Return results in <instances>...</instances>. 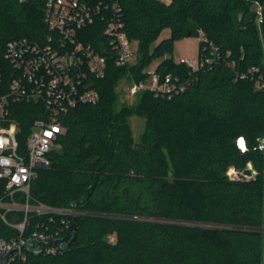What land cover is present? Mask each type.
Returning <instances> with one entry per match:
<instances>
[{
	"label": "trees",
	"instance_id": "1",
	"mask_svg": "<svg viewBox=\"0 0 264 264\" xmlns=\"http://www.w3.org/2000/svg\"><path fill=\"white\" fill-rule=\"evenodd\" d=\"M45 1L0 0V59L9 39L45 32ZM109 1L121 7L138 60L129 68L111 64L97 81L101 99L63 117L65 131L50 152L51 165L31 185L32 203L88 213L71 218L76 238L68 249L46 254L24 248L23 264H264V152L255 149L264 136V89L239 76L252 66L264 72V0ZM256 2L263 7L261 22ZM96 27L90 40L101 32ZM165 29L170 36L152 48ZM200 30L207 41L200 40L198 56L211 53L210 42L220 56L194 71L174 58L175 41L188 32L198 37ZM156 58L162 59L156 67L161 79L179 77L186 90L167 98L146 89L137 105L116 109L117 83L129 73L145 79L143 69ZM33 106H17L25 129L37 116ZM131 115L147 120L139 142L131 136ZM239 136L248 140L246 151L236 144ZM248 161L260 170L256 179L227 175L230 166L243 168ZM7 217L21 220L23 214ZM54 218L30 213L24 236L43 223L60 225L61 216ZM17 235L0 216V238Z\"/></svg>",
	"mask_w": 264,
	"mask_h": 264
},
{
	"label": "built area",
	"instance_id": "2",
	"mask_svg": "<svg viewBox=\"0 0 264 264\" xmlns=\"http://www.w3.org/2000/svg\"><path fill=\"white\" fill-rule=\"evenodd\" d=\"M25 2L27 0H19ZM261 22L263 7L254 5ZM121 7L109 0H46L44 5L45 32L32 38L14 37L7 41L0 59V182L4 181V196L0 197V216L9 225L19 230V235L0 238V254L15 251L8 264H23L27 256L25 245L30 241L44 242L63 238L61 231L70 229L72 217L88 212L78 207H58L43 202L32 203L31 185L39 171L51 165L50 152L57 146L65 131L63 117L81 104L97 103L101 92L97 81L103 79L111 64L131 67L138 60L135 40L129 37L120 15ZM94 26L101 32L90 40ZM96 27L95 30L98 28ZM198 38L207 41L203 30ZM211 53L202 57L181 58L192 70L211 67L220 56L219 48L210 42ZM235 66V61L231 62ZM148 76L136 80L129 73V90L132 95L151 89L157 95L172 98L186 90L179 77L160 75L147 67L142 71ZM253 80L257 89H264V72L252 66L239 75ZM32 104L34 117L28 129L21 125L17 106ZM243 139L244 148L239 141ZM237 146L248 149L245 136L236 139ZM255 149L264 152V136L257 139ZM227 175L237 180H253L260 170L252 161L238 168L234 165ZM21 212L23 218L8 219V214ZM61 216V224L32 230L24 236L29 224V214ZM69 231V230H68ZM114 241L115 236L110 235ZM63 250L49 245L46 254Z\"/></svg>",
	"mask_w": 264,
	"mask_h": 264
},
{
	"label": "rangeland",
	"instance_id": "3",
	"mask_svg": "<svg viewBox=\"0 0 264 264\" xmlns=\"http://www.w3.org/2000/svg\"><path fill=\"white\" fill-rule=\"evenodd\" d=\"M171 32L170 29H165L160 37L154 42L152 48L160 42L163 38L170 36ZM135 47L138 48V43H135ZM200 50V39L197 36H186L184 38L178 39L175 41V48H174V58H194L197 57ZM161 58L154 59L147 69L154 70L159 63L161 62ZM117 90V102L115 103L114 107L116 109H120L123 106H134L140 102L142 94L132 95L129 90V82L126 79H121L119 83L116 85ZM128 125L131 130V136L135 142H139L142 140L143 134L145 132V128L147 125V120L145 117L140 115H131L128 117ZM172 176V173H171ZM246 181V180H242ZM169 222H176L179 224H185L186 226H199L204 229H211L214 228L213 224H202L201 222H197L194 220L185 221V220H168ZM231 260V259H230ZM229 260V261H230ZM235 264V263H234Z\"/></svg>",
	"mask_w": 264,
	"mask_h": 264
},
{
	"label": "water",
	"instance_id": "4",
	"mask_svg": "<svg viewBox=\"0 0 264 264\" xmlns=\"http://www.w3.org/2000/svg\"><path fill=\"white\" fill-rule=\"evenodd\" d=\"M188 36H191V32H188ZM73 228L74 225L70 227L69 232L63 238L44 242L29 241L24 248L35 253H41L49 245L59 246L62 250H66L69 248L72 241L76 238V233ZM14 253L15 251L0 254V264H8L9 257Z\"/></svg>",
	"mask_w": 264,
	"mask_h": 264
},
{
	"label": "snow or ice",
	"instance_id": "5",
	"mask_svg": "<svg viewBox=\"0 0 264 264\" xmlns=\"http://www.w3.org/2000/svg\"><path fill=\"white\" fill-rule=\"evenodd\" d=\"M239 145H240L241 149L244 148V141H243V139H241V140L239 141Z\"/></svg>",
	"mask_w": 264,
	"mask_h": 264
},
{
	"label": "crops",
	"instance_id": "6",
	"mask_svg": "<svg viewBox=\"0 0 264 264\" xmlns=\"http://www.w3.org/2000/svg\"><path fill=\"white\" fill-rule=\"evenodd\" d=\"M170 32H171V30H170ZM181 58H179V59H176V60H180Z\"/></svg>",
	"mask_w": 264,
	"mask_h": 264
}]
</instances>
